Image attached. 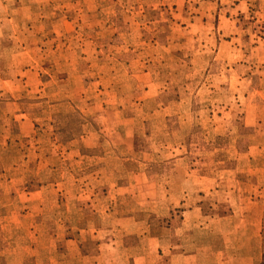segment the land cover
Listing matches in <instances>:
<instances>
[{"label":"rangeland","instance_id":"374dc122","mask_svg":"<svg viewBox=\"0 0 264 264\" xmlns=\"http://www.w3.org/2000/svg\"><path fill=\"white\" fill-rule=\"evenodd\" d=\"M4 102L0 264H264V0H0Z\"/></svg>","mask_w":264,"mask_h":264},{"label":"crops","instance_id":"0c3cea01","mask_svg":"<svg viewBox=\"0 0 264 264\" xmlns=\"http://www.w3.org/2000/svg\"><path fill=\"white\" fill-rule=\"evenodd\" d=\"M12 106H13V104L9 103V102H4L0 105V125H2V127L0 126V146L2 148L7 146L8 142L11 140L10 130L5 129V126H7L11 122ZM16 117L17 116H13V118L15 120H16ZM20 117H21V119H20L21 122L19 125V132H20L19 136L23 137V138H27L30 136V132H31V128L33 127L32 126L33 124L31 121L28 120L27 117H25L23 115H20ZM122 121H123L122 124H126V125L131 124V120H129V119H124ZM55 142H57V141H55ZM113 144L114 145L124 144V145L129 146V141H128V139H124L122 137H120V138L116 137ZM127 149L131 150V148H127ZM36 150H37V148L34 149V152H36ZM74 151L75 150H73V151L70 150V152H66L64 150L63 153L66 155H69V154L74 153ZM114 170H117V169L114 167ZM174 172H177L176 169H173L171 171V174H173ZM127 180L128 181L126 182V184H124L122 186H120L121 184L118 185V184L111 183L110 184L111 189H114L117 187H123L124 192L127 193L129 190H131L130 193H132V194L136 193L137 189H141L142 190L141 193L143 196H145L146 199L149 198L150 200L154 201L155 195L157 193V188H156L157 186L153 180L149 181L146 178L143 170L139 171V172L132 173ZM30 200H39V197H37V198L36 197H29V198H26V200L18 201L16 198L10 199L9 197H5V195H0V226H2V228H1L2 230H4L3 229L4 227L6 229V226L9 224L10 221H15L16 219L19 220L20 218H25L26 216L27 217L31 216V214L28 213L29 206H27V207L22 206L21 212H23L24 216H22L18 211L15 210V209H17L18 206L14 207L15 209L13 211H11V209H10L14 203L15 204H18V202H20V203L26 202L27 203ZM171 202L172 203L177 202L179 204V203H182V199H180L179 201H176V199H173ZM25 210H26V212H25ZM196 210H197L196 208L192 209V211H194V213L197 212ZM191 213H192L191 211H182L181 216L182 217L183 216H190ZM14 227H15V224H14ZM15 228L17 229V227H15ZM132 236H135V235H132ZM26 238H28L30 240L36 239L33 234L31 236L27 235ZM123 239L127 240V239H129V236L126 235ZM155 240L156 239L149 240L148 251L151 250L153 252L154 250L157 251L159 249L158 244L154 243ZM23 241L24 240H21V244H23ZM150 242H152V243H150ZM135 245H137V244H135ZM0 246H4V247H0L1 249H4V250H7L10 248V244L8 241H3L2 245H0ZM130 248L132 249L133 247L131 246ZM162 248H165V247L163 246ZM167 248L169 249V246H167ZM204 249L206 250V252L210 251L211 253H213V251L211 249H208V248L207 249L204 248ZM204 249L198 248V249H195L194 254H189V255H184V256L181 255L180 258L178 259L177 263H174L172 261V259L175 257V255H174V253H171L169 251V254H171L172 258L169 257L168 259H166L164 261V263H161V264H204V263H197L199 261L198 254L201 250H204ZM141 250H144V249L142 248L139 251H141ZM12 251H14V249H12ZM1 254H4V253H1ZM147 254L148 253L143 251V253H139V254L135 255L134 257H132V263H129V264H159V263H148V260L146 259ZM242 259L239 260L237 263H234V262L232 263V260L231 261L227 260L226 264H254V263H252V260H250V259L246 260V263H245V260H242ZM19 264H28V263H19ZM56 264H84V263H56ZM96 264H115V263H96ZM211 264H216V263H211ZM219 264H221V263H219ZM222 264H224V263H222Z\"/></svg>","mask_w":264,"mask_h":264}]
</instances>
